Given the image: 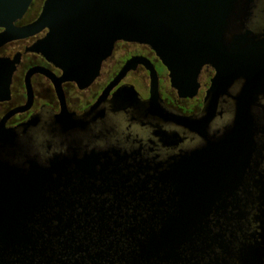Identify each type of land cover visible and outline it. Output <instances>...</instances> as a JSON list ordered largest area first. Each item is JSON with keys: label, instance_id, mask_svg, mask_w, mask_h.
<instances>
[{"label": "water", "instance_id": "1", "mask_svg": "<svg viewBox=\"0 0 264 264\" xmlns=\"http://www.w3.org/2000/svg\"><path fill=\"white\" fill-rule=\"evenodd\" d=\"M32 2L0 0V48L48 29L27 52L59 67L61 81L84 88L117 42L148 45L179 95L192 96L214 32L223 39L248 0H46L37 20L16 26ZM18 62L0 58V101L10 97ZM137 62L130 60L110 88ZM151 71L149 100L124 86L110 110L151 124L173 152L183 137L188 150L165 157L167 151L145 156L117 148L120 124H112L105 95L82 116L37 115L0 132V264H264V185L252 219L233 221L232 236L212 235L205 215L220 190L243 181L226 168L250 127L210 124L215 81L201 115L167 110ZM103 143L112 146L102 150Z\"/></svg>", "mask_w": 264, "mask_h": 264}, {"label": "flooded vegetation", "instance_id": "2", "mask_svg": "<svg viewBox=\"0 0 264 264\" xmlns=\"http://www.w3.org/2000/svg\"><path fill=\"white\" fill-rule=\"evenodd\" d=\"M45 1L33 0L16 26H26L37 20ZM229 26L223 33V39L220 29L214 32V50L205 56L197 79L198 87L192 96L179 95L172 84L170 69L148 45L117 42L112 56L103 62L99 76L89 86L80 88L75 82L61 81L62 70L42 54L27 52L47 35L48 29L34 37L10 42L0 48V58L15 59L19 56V62L12 77L10 97L0 101V132L4 128H17L37 115L69 112L82 116L105 95L103 105L113 117L112 124H120V145L115 144L117 148L128 153L142 149L145 156L167 151L165 157H168L188 150V140L183 143L180 136L177 144L181 148L176 152L167 149L170 145L163 144L155 136L156 129L151 124L134 120L130 111L112 113L110 107L114 95L120 88L132 86L142 100H149L151 69H154L163 106L178 115L196 117L204 112L210 101L215 81L213 104L217 111L210 124L216 126V130L245 124L251 132L250 138L247 133L245 143L234 142V153H231L230 166L226 168L244 174L243 181L237 189L233 183L229 188L220 190L221 196H216L212 212L209 208L205 214L207 221L211 222L212 235L223 233L230 237L236 225L233 221L252 219L254 202L262 195L264 185V0H248L241 19ZM3 31L0 28V33ZM132 59L138 62L131 66L118 84L110 88ZM166 130L174 132V128ZM109 146L112 144L101 145L102 150H107Z\"/></svg>", "mask_w": 264, "mask_h": 264}]
</instances>
